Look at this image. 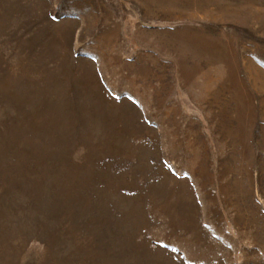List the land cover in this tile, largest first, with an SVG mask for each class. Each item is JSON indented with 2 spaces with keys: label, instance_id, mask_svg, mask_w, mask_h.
Here are the masks:
<instances>
[{
  "label": "rangeland",
  "instance_id": "374dc122",
  "mask_svg": "<svg viewBox=\"0 0 264 264\" xmlns=\"http://www.w3.org/2000/svg\"><path fill=\"white\" fill-rule=\"evenodd\" d=\"M0 264H264V0H0Z\"/></svg>",
  "mask_w": 264,
  "mask_h": 264
}]
</instances>
